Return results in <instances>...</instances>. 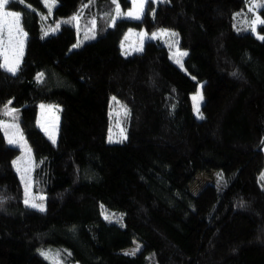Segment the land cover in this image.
Returning <instances> with one entry per match:
<instances>
[{
	"label": "trees",
	"instance_id": "obj_1",
	"mask_svg": "<svg viewBox=\"0 0 264 264\" xmlns=\"http://www.w3.org/2000/svg\"><path fill=\"white\" fill-rule=\"evenodd\" d=\"M56 1L53 15L43 0L7 6L27 36L18 70L0 67V119L18 110L46 209L25 203L20 149L0 126V264H264V25L257 37L249 7L264 0H148L141 19L78 48L77 27L90 33L105 0ZM129 28L178 31L186 70L154 39L124 55ZM112 96L128 111L118 143L107 141ZM43 102L61 106L56 143L39 125ZM135 242L137 255L123 252Z\"/></svg>",
	"mask_w": 264,
	"mask_h": 264
},
{
	"label": "rangeland",
	"instance_id": "obj_2",
	"mask_svg": "<svg viewBox=\"0 0 264 264\" xmlns=\"http://www.w3.org/2000/svg\"><path fill=\"white\" fill-rule=\"evenodd\" d=\"M126 1V9L123 8L120 0H105L99 2L97 4V17L94 19V23L92 22L91 27L89 28L90 33L83 34L78 26V19L75 16L74 21L78 26V39L77 42L72 46V48H78L84 44V42L93 40L98 37L100 34L104 33L109 27L113 26L114 23L122 18H131L127 15L128 12H135L136 8L134 6L133 0H125ZM156 3L165 2L166 0H154ZM47 12L49 15H53L54 9L57 5V1L55 0L54 6L51 5V0H43ZM148 2V0H147ZM147 2L144 4V11L146 9ZM117 5H119L120 14L117 13ZM250 9L254 13V20H256L259 13L257 9L254 7V4L249 6ZM6 11L16 12L14 10H10L8 7L5 9ZM260 17V16H259ZM140 18V19H141ZM139 20V19H137ZM21 24V21H20ZM259 23L255 24L253 30L257 37H261L257 35L256 29ZM22 27V26H21ZM23 32L26 31L23 29ZM144 33L145 35L141 36L140 34ZM162 33H167V35H162ZM175 35H172V34ZM155 34V36L153 35ZM153 34L147 33L145 29H137V28H129L125 33L122 41H121V52L124 55H130L136 51H139L143 48L145 42L149 39H154L162 42L167 45L170 50L171 59L181 68L186 70L185 60L189 53V49L182 46L181 44V36L178 31L169 28L159 29ZM5 41L7 42V31L4 32ZM27 36V35H26ZM26 36H16L13 45L9 46V62H13L15 59L16 53L13 52L12 48L15 47L17 50L19 49V41H23V51L22 55L19 56V65L21 64L22 57L24 55V48L26 43ZM180 53H187V55H180ZM3 60V56L0 55ZM177 61H180L179 63ZM4 63V60H3ZM41 77V74H39ZM202 82H199L198 88L195 92L191 94L193 110L194 114L198 119L203 118L202 106L205 101V97L202 92ZM199 95L203 96V99L199 101V113L196 110L197 100L193 99L194 97H198ZM43 106V107H41ZM9 118H1L0 126L2 128L3 134L5 135L8 143L9 139H13L16 143H9L13 146H16L20 149V153L14 159V166L19 174L20 180L23 184L25 200L28 199L36 204L43 205V208L46 209V194L44 192H38L35 189V181H34V170L36 161L34 158V150L30 145L25 132L22 128L19 119V112L16 108H9L8 110ZM110 120L111 124L109 127L107 141L109 143H118L126 140L128 138L127 133V120H128V111L125 106H123L120 102H118L115 96L111 97L110 100ZM61 119V106L55 103H47L43 102L40 104L39 108V125L43 129L45 133L51 138L53 142H57L58 140V132L59 125ZM3 125H9L10 127L5 128ZM214 179V171H205L197 174V176L193 179L191 184V189L194 193H197L203 186L212 182ZM27 186V187H26ZM30 206V204H27ZM34 208V207H33ZM38 209V208H37ZM142 249V245L135 242L130 248L125 249L123 252L131 255H137Z\"/></svg>",
	"mask_w": 264,
	"mask_h": 264
},
{
	"label": "snow or ice",
	"instance_id": "obj_3",
	"mask_svg": "<svg viewBox=\"0 0 264 264\" xmlns=\"http://www.w3.org/2000/svg\"><path fill=\"white\" fill-rule=\"evenodd\" d=\"M14 2L15 0H0V55L3 56V60H4V63L0 65V67H4L6 70L12 73H15L18 70L19 56L22 55V51H23V41L22 40L19 41L20 47L18 50L15 47L12 48L13 52L16 53V56L13 62L11 63L9 62V55H8L9 46L13 45V41L16 36H19V35L26 36L27 35V33L23 32V28L21 27V24H20L21 14L19 12H11V11L5 10L6 7L10 3H14ZM133 2L136 8V11L128 12L127 15L135 19H140L144 11V4L147 2V0H133ZM152 2H154V0H152ZM54 3H55V0H51L52 6H54ZM262 6L264 5H254V7H262ZM117 13L120 14L119 5H117ZM252 23L253 25L257 23L264 25V19L257 16L256 20H254ZM5 30L7 31V42L5 41V36H4ZM45 34L47 35V33ZM140 35L143 36L145 34L141 33ZM153 35L155 36V34ZM162 35H167V33H162ZM172 35H175V34L173 33ZM180 55H187V53H180ZM177 62L179 63L180 61H177ZM193 99L197 100L196 110H197V113H199V101L203 99V96L199 95L198 97H194ZM7 114H11V113H7ZM3 126L5 128L10 127L9 125H3ZM9 143H16V141L10 138ZM25 203L30 204L31 207L38 208L41 211L44 210L43 205L36 204L28 199L25 200ZM45 255L47 256L48 254L45 253Z\"/></svg>",
	"mask_w": 264,
	"mask_h": 264
}]
</instances>
